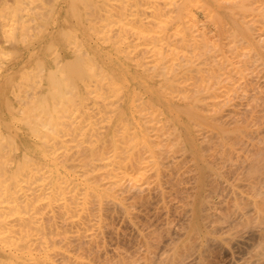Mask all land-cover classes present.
Segmentation results:
<instances>
[{
  "label": "bare ground",
  "instance_id": "1",
  "mask_svg": "<svg viewBox=\"0 0 264 264\" xmlns=\"http://www.w3.org/2000/svg\"><path fill=\"white\" fill-rule=\"evenodd\" d=\"M263 9L264 0H0V264H80L102 198L137 196L164 170L157 163L174 161L157 109L196 124L245 97ZM262 142L248 159V196L231 189L245 206L216 221L223 211L208 205V230L195 219L175 264H264ZM245 219L252 239L238 231Z\"/></svg>",
  "mask_w": 264,
  "mask_h": 264
},
{
  "label": "rangeland",
  "instance_id": "2",
  "mask_svg": "<svg viewBox=\"0 0 264 264\" xmlns=\"http://www.w3.org/2000/svg\"><path fill=\"white\" fill-rule=\"evenodd\" d=\"M254 26L256 30L253 31V39L248 46L250 56L246 64L252 72V76L248 81V90L244 95L245 97H239L240 99L233 97L234 99L232 98L229 103L219 107L220 109L216 110L219 114V119H216V121H214L215 116L213 117L214 120L212 119L213 111H204L207 115V122L203 120V117H205L204 109L201 112L199 111V113L197 111L196 113H198L199 118H203V121H201V118L196 121L192 119L196 124L189 122L191 120L189 118L188 120L180 111H173L164 106H161L160 110L157 109V114H159L158 118L160 117L159 120L161 123L158 122L159 125H156L161 127L162 121H164L163 119L166 118L168 121L165 120L168 123L176 127L173 128L169 124L170 128L168 125V128H166L162 125L163 130L164 128L166 130L168 129L166 131V133L168 132V137L162 128V131H157H161V136L167 138L165 139L164 137L162 139L165 141L163 145L168 146L166 143L167 140L171 143V140L174 138L177 144L173 143L171 146L175 144L173 146H176L175 149L173 147L171 149L169 146L166 147L172 150L168 152H175L177 150L176 152L179 151L178 154L176 152L169 154L171 155V162L172 159L174 160L171 165L167 160L170 159L169 157L165 161L166 153L164 155L161 154L164 156L163 158L158 153L159 150L162 151L160 148L163 147L161 144L163 141L161 142V137L158 138L159 136L157 134L158 137L156 138L160 140L161 147L159 146L158 150V147H155L157 152L154 151V154L158 153L165 161V165H162V163L151 165H155L152 168L155 169L154 172L160 167L161 170L162 167L164 170H159L161 172L159 176H155L157 178L153 176L151 179H148L149 183L147 182L148 184L143 185L144 187L141 193L137 196L134 195L135 197L132 195L127 201H125L126 199L124 200L122 198V200L119 197L115 198L113 196L102 198L101 207L97 205L98 212L95 210L97 212V214L95 213L97 220L94 230L87 233V237L83 239L81 244L79 253L81 257L79 258L82 260H78L80 261L78 263L145 264L149 258L151 259L155 254L161 253L163 254L161 257L162 260L160 261L159 259L158 262L157 259L155 261L157 264H173L178 259V254L181 255L190 248V243L193 240L192 237H195L197 234V232L193 233L192 230L195 219L200 221V224L204 226V230H208L205 227V222L208 217L207 214L209 213L208 205L214 204L218 209H222H220L223 211L222 213L220 212V217L214 218L216 221L221 220L222 215L229 209L233 211L245 206L246 200L243 198L239 199V197L235 200L231 192L233 190L231 189L243 190V192H247L246 195L248 196L250 189H246L248 187V183L246 182H248V176H251V174L249 173L250 170L248 171L247 169L253 164V162L251 165L249 163L247 167L248 162H250L248 159L255 153L253 150L256 147L262 146L260 144L264 140V9L260 12V19H258ZM174 112L176 118L174 117L175 115H172ZM162 114H164V118ZM156 128L159 129V127ZM170 129L171 131L175 129L176 134H171ZM170 134L172 137L169 140ZM173 135H177V137H173ZM177 140L179 142L182 140V143H179ZM174 141L172 140V142ZM192 142L193 145L191 144ZM156 143L154 145L157 146L159 143ZM179 145H182V148ZM164 148L163 152H166L167 150L165 149L164 151ZM173 154L177 155V157L175 155L176 159ZM181 154L183 155L181 156ZM157 156L154 155L156 157L155 160L159 161L160 157ZM162 159L160 162H163ZM175 160L177 163H175ZM167 163L169 164L168 166ZM247 171L250 175L247 174ZM156 173L155 175H157ZM246 175L248 176L246 177ZM259 175H256V177ZM147 177H145L146 181H148ZM260 177L259 179L257 178L258 182L261 180ZM244 178L246 180L245 182ZM250 195L252 194L250 193ZM220 199L223 201L220 202ZM218 202L220 206H218ZM248 220L245 219L244 222L240 221L237 228L240 232L242 230L243 233L244 231L246 234L248 233L250 235L248 237L252 239V236L257 231L253 227L254 224L249 223L251 220L247 222ZM157 256L155 257L157 258ZM173 257H177V259Z\"/></svg>",
  "mask_w": 264,
  "mask_h": 264
}]
</instances>
